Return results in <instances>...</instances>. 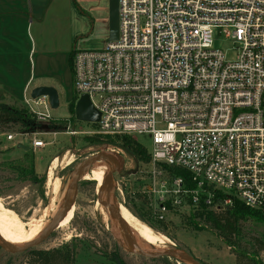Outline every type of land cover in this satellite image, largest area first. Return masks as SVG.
I'll list each match as a JSON object with an SVG mask.
<instances>
[{"label":"built area","instance_id":"obj_1","mask_svg":"<svg viewBox=\"0 0 264 264\" xmlns=\"http://www.w3.org/2000/svg\"><path fill=\"white\" fill-rule=\"evenodd\" d=\"M72 57L100 138L151 135L142 165L160 220L168 201L215 212L240 201L264 214V0H119L118 39Z\"/></svg>","mask_w":264,"mask_h":264},{"label":"rangeland","instance_id":"obj_2","mask_svg":"<svg viewBox=\"0 0 264 264\" xmlns=\"http://www.w3.org/2000/svg\"><path fill=\"white\" fill-rule=\"evenodd\" d=\"M107 16L95 15L93 19L87 18L86 30L80 18L73 21L72 33L76 36L73 40H69L68 52L104 48L109 36ZM216 46L222 48L227 59L234 56L231 49L232 41L229 39L220 37L216 41ZM68 52L65 62H59L56 69L58 73L60 72L59 106L52 108L48 102V105L38 103L39 98L35 99L37 102H31V105L20 103L28 108V112L35 115L36 120L32 122V126L24 129V124L21 122L6 121L0 131V200L4 206L15 212L25 224H30L31 220L43 221V225L48 223L44 229L46 230L69 198L73 174L78 164L96 150L103 147L111 148L120 152L125 158V171L138 168V172L133 175L126 172L114 174L113 178L117 185L114 186L115 182L112 180L113 198L116 197L129 213L136 217L141 215L143 220L138 217L140 220L150 225L154 231L160 232L169 241L166 243L167 247L184 249L204 264H240L244 253L250 254L255 251L264 261V248L259 249L260 245H264V225L251 217L240 220L237 247L225 243L209 225L204 230L196 228L190 220V216L195 211L189 205L172 207L164 215L163 220L159 219L158 206L161 199L156 193L148 191L150 177L147 170L152 166L142 165L143 162L134 159L118 143H92L89 138L99 137L95 133L97 131L95 126L91 122L77 119L75 111L69 110L75 90ZM5 102L10 100L5 99ZM8 134H13L14 139L9 140ZM132 138L148 151L152 150L150 134L135 133ZM34 139L43 140L45 145L35 148ZM18 143L29 146V150L33 151L35 180H32L31 175H23L19 169V163L26 165L28 169L29 162L25 158L26 150L19 147ZM68 160H72V164L67 168L63 167ZM60 162L64 163L55 170L53 176L55 178L49 187L48 174ZM94 170L85 172L75 203L60 226L53 230L48 238L29 250H51L68 245L74 252L73 264H187L176 259L147 258L127 251L107 222L106 215L103 217V206L97 193L100 175L96 179ZM102 171L103 169L101 173ZM52 191L58 193L57 197H54ZM195 222L201 226L203 224L198 218ZM5 228L7 226L0 223L1 238ZM125 229L130 232L126 224ZM15 239L17 240L13 241ZM13 240L8 242L12 245H23L33 239H23L15 234ZM29 250L9 253L0 249V264H38Z\"/></svg>","mask_w":264,"mask_h":264},{"label":"crops","instance_id":"obj_3","mask_svg":"<svg viewBox=\"0 0 264 264\" xmlns=\"http://www.w3.org/2000/svg\"><path fill=\"white\" fill-rule=\"evenodd\" d=\"M95 15L109 16L108 0H0V90L28 105L37 86L60 92L56 69L76 36L73 21L86 30Z\"/></svg>","mask_w":264,"mask_h":264},{"label":"trees","instance_id":"obj_4","mask_svg":"<svg viewBox=\"0 0 264 264\" xmlns=\"http://www.w3.org/2000/svg\"><path fill=\"white\" fill-rule=\"evenodd\" d=\"M74 50L70 54V63L72 65V56ZM77 98L76 92H74V98L69 104V110L71 112L75 111V101ZM5 99H9L10 102H5ZM36 120L35 115L31 112H28V108L23 107L13 97L6 94L4 91L0 90V131L5 125L6 121H16L17 123L21 122L24 124V129L32 126V122ZM23 129V128H22ZM92 143L95 144H114L118 143L126 152L133 156L137 161L149 162L151 157L149 156L145 147H143L137 140L133 139L131 136L122 135V136H109L105 139H102L98 136L89 138ZM118 141V142H117ZM33 151L26 150L25 158L28 160L27 169L26 165L19 163V169L23 175H31L32 180L36 179L35 174V162L33 158ZM172 172H176L175 176H183L187 178L189 173L185 170L180 169H171ZM171 208V202H167ZM140 219L143 220L141 215H138ZM245 217H251L256 221L264 225V214L246 206L243 202L236 201L233 206L222 211L215 212L208 209L204 205L199 210H196L190 216L191 222L195 225L196 228L200 230L206 229L207 225L213 230L225 243L229 246L237 247V239L240 234V220ZM198 218L200 223H203L202 226L195 222V219ZM17 239L13 240L16 241ZM264 248V245H260L259 249ZM33 254L34 258L37 259L38 264H73L74 263V252L71 250L70 246L66 245L62 248H54L51 250H29ZM169 260L167 258H163ZM240 264H264V261L258 256L257 251L254 253H244L240 259Z\"/></svg>","mask_w":264,"mask_h":264},{"label":"water","instance_id":"obj_5","mask_svg":"<svg viewBox=\"0 0 264 264\" xmlns=\"http://www.w3.org/2000/svg\"><path fill=\"white\" fill-rule=\"evenodd\" d=\"M108 14H109L108 16L109 36L106 40L107 42L111 40H117L119 37V0H108ZM31 98L32 99L47 98V101L52 108H57L60 104L59 92L53 86L35 87L31 92ZM75 115L77 119L82 121L97 122L100 120V112L93 106L90 97L86 94L82 95L78 100H76ZM18 146L24 148L25 150H29L30 148L29 146L24 145L22 143H18ZM105 152L116 155L120 160L119 165L110 166L105 171L103 181L97 189L99 200L103 206V211H102L103 217H105L106 215V220L112 226V230L117 236V238H120L125 245L130 247L133 253H137L147 258H152V259L167 258V259H176L185 262L187 264H204L193 254L181 248L166 247L163 249H157L154 247H147L145 244L134 239L132 234L122 226L118 218L110 211L109 196L104 190L105 183L107 179L110 176H114L115 173L121 174L123 172H126L129 175H133L138 172V168L134 170L125 171V158L123 157V155L115 149L105 148V147L90 153L89 155L86 156L84 160H82L78 164L73 174V180L70 187L69 198L67 202L64 204V206L61 208V211L58 214L57 218L50 224V226L46 230H44L32 241L27 242L19 247H14V248L8 247L0 242V249L9 253L25 252L29 249L34 248L36 245H38L46 238H48L50 234L53 232V230H55L57 227L60 226L62 220L67 216V214L72 209L76 197L78 195L80 182L83 179L85 172L93 163V161L100 154Z\"/></svg>","mask_w":264,"mask_h":264},{"label":"bare ground","instance_id":"obj_6","mask_svg":"<svg viewBox=\"0 0 264 264\" xmlns=\"http://www.w3.org/2000/svg\"><path fill=\"white\" fill-rule=\"evenodd\" d=\"M71 157H73V156H71ZM97 160H99V161L95 162ZM72 162H73L72 160H68L64 164L63 167L67 168V166L71 165ZM63 163L60 162L48 174L49 187H50V184L52 183L53 179L55 178V177H53L55 175V170L57 169L58 166L62 165ZM119 164H120V160L116 155L105 152V153L100 154L93 161V163L90 165L88 171H86V172H89L91 169H95L94 170V176L97 179V177L100 175L98 180L100 181V185H101L105 171L110 166H117ZM101 169H103L102 173H101ZM113 177L114 176H110L107 179V181L105 183V187H104L105 192H106V189L108 192V193L107 192L106 193L109 196V208H110V211L112 212V214H114L118 218V220L120 221V223L122 224V226L124 228H125V224L128 226L130 233L134 236V239L145 244L147 247H154L157 249L166 248L167 247L166 243L169 241L160 232L154 231V229L150 225L146 224L145 222L140 220L135 215L129 213L127 208L125 206L121 205L118 202L116 197L113 198V195L111 192L112 182L113 181L115 182ZM114 186H116V182H115ZM52 192L54 194V197H57L58 193H56L54 191H52ZM0 223L7 226V228H5L1 234L2 238L0 237V242L4 245L8 246V247H13V248L22 246V245H12L8 242V241H11L14 239L15 234L21 236L23 239H34L39 234H41L44 231V229L46 228V226L48 225V223L43 225V221H38V220H31L30 224L23 223L20 220V218L18 217V215H16L15 212L8 210L4 206V204L1 200H0ZM117 239L119 240V242L121 244H123L125 246V248L128 251L132 252V249L130 247H128L127 245H125L120 238H117Z\"/></svg>","mask_w":264,"mask_h":264}]
</instances>
